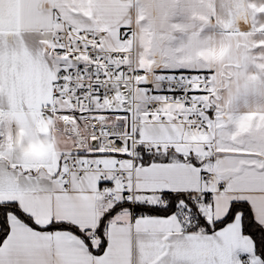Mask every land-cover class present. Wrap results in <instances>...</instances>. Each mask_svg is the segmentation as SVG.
<instances>
[{"label": "snow or ice", "instance_id": "6c2138e0", "mask_svg": "<svg viewBox=\"0 0 264 264\" xmlns=\"http://www.w3.org/2000/svg\"><path fill=\"white\" fill-rule=\"evenodd\" d=\"M0 264H264V0H0Z\"/></svg>", "mask_w": 264, "mask_h": 264}]
</instances>
